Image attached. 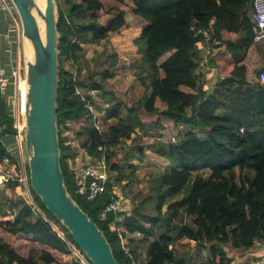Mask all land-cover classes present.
Returning a JSON list of instances; mask_svg holds the SVG:
<instances>
[{"label": "trees", "instance_id": "trees-1", "mask_svg": "<svg viewBox=\"0 0 264 264\" xmlns=\"http://www.w3.org/2000/svg\"><path fill=\"white\" fill-rule=\"evenodd\" d=\"M56 1L60 164L69 193L106 235L118 261L190 264V258H178L172 245L195 241L198 251L207 252L195 264H230L228 248L245 250L264 244V85L253 81L264 65V41L254 40L253 0H116L131 4L146 23L131 46L125 42L115 47L121 55L139 56L137 75L149 89L131 104L110 99L107 84L115 74L110 68L99 71L91 66L97 51L92 59L85 56L95 45L114 43L119 35L122 40L128 37L124 10L112 7V17L103 24L99 12L104 3L100 0ZM7 20L2 18V29L12 35ZM193 25L209 31L212 48L228 57L225 75L212 69V78L208 77L202 65L207 41L203 33L192 30ZM0 57V78H8L0 84V164L8 158L5 169L17 179H9L0 189V230L41 245L40 258L46 264H83L80 253L86 258L85 254L32 187L37 205L75 245L81 259L23 194H7V189L14 191L21 184L12 101L15 57L5 52ZM160 103L166 108L161 110ZM96 110L104 112L107 120H115L107 132L100 126ZM143 111L153 118L143 120ZM165 121L177 128L184 125L171 142L159 140L167 128ZM75 125V134L86 136L80 144L70 133ZM137 129L154 141L145 146L139 138H132ZM146 147L170 166L152 174L150 195L117 223L126 231L119 233L110 227L114 214L103 219L101 212L108 203L122 199L118 190L125 187V179H138L139 166L132 162H143ZM104 155L112 176L106 191L89 201L78 193L71 163L87 156L100 162ZM148 205L153 206L152 213L145 211ZM186 216L192 218L191 223L185 221ZM162 227L166 233L158 239ZM155 229L157 236L148 240ZM128 233H140L143 238H130ZM17 246L0 235V264H37Z\"/></svg>", "mask_w": 264, "mask_h": 264}, {"label": "water", "instance_id": "water-1", "mask_svg": "<svg viewBox=\"0 0 264 264\" xmlns=\"http://www.w3.org/2000/svg\"><path fill=\"white\" fill-rule=\"evenodd\" d=\"M11 1L20 19L22 34L34 49V59L26 61L25 96L22 91L24 140L29 155L31 187L46 209L67 228L76 246L85 254L90 264H122L115 257L109 240L98 224L69 193L60 164L57 1L45 0L44 11L36 6L35 0ZM37 17L45 24L44 38ZM263 70L264 65H261L258 71ZM165 233L166 228L162 227L158 239Z\"/></svg>", "mask_w": 264, "mask_h": 264}, {"label": "rangeland", "instance_id": "rangeland-1", "mask_svg": "<svg viewBox=\"0 0 264 264\" xmlns=\"http://www.w3.org/2000/svg\"><path fill=\"white\" fill-rule=\"evenodd\" d=\"M102 1L104 3V8L99 12V19H100L101 23L106 24V23H108V21L112 17V12L110 11V9L112 7L121 8L125 3H120V2H117L115 0H102ZM129 11L132 12L131 7H130ZM107 14H109V15H107ZM14 16H15L16 20L6 16L5 13H2L3 19L8 18L7 22L10 20V23H8V25H9V28H12V35L13 34L15 35V37H13V36H12V38L10 37V40H11L10 44L12 45V48H13L12 49V53H13L12 55L14 57L16 56L15 61L18 62L20 64V67H21L20 73L17 75V77H16V75L11 76V78L14 80V83H15V90H14V96H13L12 101L14 104L15 125L19 128V131L16 135L17 142H18L17 148H18V153H19V162H21V158H24V160L26 161V165H27L29 155L26 151V146H25V142H24L25 115H24V110L22 108V91H23V96H25V86H24L25 76H24V74H25L26 60L24 58V54L26 51L24 50V46H25L24 44H25L26 38L22 34V26H21V22H20V19L18 17V14L16 13ZM128 25L129 26H137L140 29L143 26V23L137 22V21L134 22L132 19H128ZM261 44H263V43H261ZM80 45L84 46V42H80ZM15 49H16V54L14 53ZM95 50L97 51L98 55H96V57H95L96 62L92 63L91 66L93 67L95 65L96 70L101 71L102 69L111 68L110 67V61H112V62H114V64H113L114 68L112 70L109 69L111 72L113 70L117 69L116 66L117 67L118 66H124L125 69L128 71V74L125 76L126 88L124 86L120 87L119 84L113 85L117 90H119L117 92V94L119 96H115L114 98L110 97V99H118V100H121L122 102H126L127 104H131V102L138 100L140 97H142V95L148 93L149 89L146 86L142 85V83L140 82V79L138 78V75H137L138 63L137 62H131L130 61V63H127L125 56L124 55L121 56V54H119L118 51L115 50L114 46L111 44L110 41H107L106 43H104V45H100V46H96V47L93 46L92 48L86 50L85 56L89 59H92L91 57L93 56V52ZM205 50L206 51L208 50L207 46H206ZM211 50H212L211 52L213 55V53L216 52V49H211ZM125 55H128V54H125ZM205 55H206V52H205L204 56ZM135 56L136 55H133L131 57L133 59L137 60V58ZM202 64H204V63L202 62ZM226 66L227 65H223L221 67H223L226 70L227 69ZM119 69L120 68L118 67V70ZM220 72H222L221 69H220ZM123 74H124V72H123ZM218 74H219V71H218ZM222 74H224V73H222ZM6 79L8 80V78H6ZM20 81H21V83H20ZM127 86H129V87H127ZM142 87H144L145 89H142ZM135 89H138L137 92H133V90H135ZM120 92L123 94L121 95ZM114 94H116V93L114 92ZM102 100L104 101L103 98H102ZM103 101H101V106H103L105 104ZM159 106L161 107L160 108L161 110L166 108L164 106V104L161 105V103L159 104ZM94 113L100 121V126L102 128H105V132H107L108 127L112 123H114L115 120L114 119H108L107 120L105 118L104 112H100V111L96 110ZM142 118H143V120L148 122L153 117H149V115L143 111ZM165 123H166L167 128L162 131V137L159 140L162 142H171L172 139H176V136L178 134V130L184 129L183 128L184 125H181L179 128H177L172 122L169 123V122L165 121ZM77 128H78V125L73 126L70 129V133H71V135L76 136L75 142L80 144L83 140L86 139V136L76 135L75 131L77 130ZM149 135L138 130L137 133H134L132 135V138H139L140 143L146 144L145 146H147V145H149V143L154 141V138L151 135L150 136ZM130 142L131 141H128V143H130ZM83 150L86 151V148ZM145 153L146 154H145V157L143 159V162H139L136 159L132 162L133 165L139 166L138 170L140 173H139L138 179L131 181V182H129L125 179L122 183V184H126L125 187H123V189H121V190H118L119 193H122L123 197H128L130 200H132V199L137 200L135 202V204L141 203L145 199L146 195H150L151 191H150L149 177H153L152 174H154L155 172L164 170V169L168 168V166H170V163L165 158H163L162 156H159V154L155 153L149 147L145 148ZM122 154L123 153H121L119 158L122 156ZM8 162H9V159L6 158V159H4V164H0V189L4 187L5 182L11 177V175L14 176L13 173L10 174L8 172V170L5 169V166ZM19 167L21 168L20 163H19ZM202 174H204L206 176L205 171H203ZM15 180H17V179H15ZM7 194L10 197L11 196L13 197V196L25 194V192H24V189L21 188V184H20V185H17L16 191L15 190L13 191L11 189H7ZM33 208H34V206H33ZM152 208H153L152 205H148L145 207V211L148 213H152ZM165 208H166V206L164 207V209ZM35 210L37 213L39 212V209L36 206H35ZM129 211H131V207H129ZM185 221L191 223L192 218L186 216ZM54 226H57V225L54 224ZM110 226H111V223H110ZM62 233L63 232H61V235H63ZM157 234H158V230H155L154 234L151 236L152 239L155 238L157 236ZM128 235L130 236V238H135L138 240H141L143 238L142 234H140V233H135V234L128 233ZM194 244L195 243H193V242H189V243L177 242V243H175L174 244V250H175L178 258H190V253H191V250L194 248ZM73 252L77 255V253L74 250H73ZM80 254L84 257V255L82 253H80ZM198 256H199V253H198ZM84 259H86V258L84 257ZM81 261L83 264H89L87 260H85L86 263H84L82 259H81Z\"/></svg>", "mask_w": 264, "mask_h": 264}, {"label": "built area", "instance_id": "built-area-1", "mask_svg": "<svg viewBox=\"0 0 264 264\" xmlns=\"http://www.w3.org/2000/svg\"><path fill=\"white\" fill-rule=\"evenodd\" d=\"M253 6H254L253 7L254 40L255 42L261 43L264 41V0H253ZM2 13H5L6 16L16 20L14 15L17 13V11L15 5L11 0H0V37L2 36V31H1ZM192 30H194L196 34H200V33L204 34V38L207 41L206 46L208 47V50L207 51L205 50L206 55L204 56V59L202 61L204 64L202 65L207 66V68L209 69L210 59L212 57L211 49H214L212 48V45L209 42L210 32L198 28L195 25L192 26ZM124 56L125 59L127 60V63H130V61L136 62V59H133L131 57L132 55H124ZM14 64L15 65L13 67L14 70L12 72V75L13 76L16 75L17 77V75L20 73L21 67L20 64L15 61V58H14ZM4 80L7 79L0 78V84ZM253 81L264 85V71H260L259 74L253 78ZM78 93H80V91ZM17 130L19 131V128ZM19 163L21 165V168H20L18 180L21 182V188L24 189L25 194L23 195L27 198L29 203L32 206H34V209L35 206L39 209L38 213L41 214L52 225V227L58 231L60 236H62L71 246V248L74 250L73 247H75V245L66 239L64 233H62L63 235H61L62 231L59 230L58 226H54L53 222L48 219V217L44 214L42 209L37 205L31 193L30 177H29V172L27 171L26 161L24 160V158H21V162ZM71 166L75 173V183L80 196L85 197L89 201H92L106 191L107 184L110 180V177L112 176V171L110 166L106 162L105 155L103 156V159L100 162H96L94 157L87 156L86 159L83 161L78 160L75 165H72L71 163ZM9 173L12 174L11 172ZM11 178L15 179L13 175H11L9 179ZM129 212H130L129 206L125 204L123 199H120L118 201H112L108 203L104 208V210L101 212V217L104 219L110 213H113L115 217L114 220L111 221L110 227H112L114 230L116 229L119 233H122L125 232V228L123 226L119 228L117 223L118 222L121 223L124 220L125 216L129 214ZM230 264H264V254L258 258H255L253 261L249 263H243L235 258H232Z\"/></svg>", "mask_w": 264, "mask_h": 264}, {"label": "crops", "instance_id": "crops-1", "mask_svg": "<svg viewBox=\"0 0 264 264\" xmlns=\"http://www.w3.org/2000/svg\"><path fill=\"white\" fill-rule=\"evenodd\" d=\"M100 1H102V0H100ZM130 7H131L132 12L129 11ZM132 8L133 7L131 6V4H128V3L127 4H124L121 7V9L124 10V13H125V19H126V22H127V26H129L128 25V19H132L134 22L135 21L142 22L143 25H145L146 24L145 21L141 20L133 12V9ZM107 15H109V14H107ZM129 29H130L129 30L130 31L129 32V35H128V37H126L125 40H122V36L119 35L116 38V42H114V43L111 42V44L114 46V48L116 47V43L118 44V43H125L126 42V43H128V46H131L133 44L135 38L138 36V34L140 32V29L137 26H129ZM1 31H2V36L0 37V56L3 54V52H5L7 55L10 56V55L13 54L12 53V49L13 48H12V45L10 44L11 43L10 37L11 38H12V36L15 37V35L14 34L11 35V32L10 33L9 32L7 33V31H3L2 24H1ZM94 47H96V45ZM214 49H216V48H214ZM14 53L16 54V49H15V52ZM121 56H123V55H121ZM94 57H95V55L93 53V56L91 58H94ZM135 57L137 58L136 62L138 63L139 56H135ZM212 58H215V59H213L212 61H210L209 69L207 68V66H204L205 67V71L208 74V77L209 78H212L211 75L213 73H211V72L215 71V70H212V69H217L219 71V74L222 75V76L225 75L228 72V69H229V64H228V61H227V58L228 57L226 55H224V53L221 52L220 49H216V52L213 53ZM12 62L14 64V60L13 59H12ZM113 64H114V62L110 61V67H111L110 69L111 70L114 68ZM223 65H227L226 66V68H227L226 70L223 67H221ZM118 67L120 68L119 70H118ZM118 67L116 66L117 69L113 70L114 72L112 71L115 74V76L113 78L109 79L108 80V84H107V89L110 92L109 93V96L111 98H114L115 96H119L117 94V92L119 90H117L113 85L119 84L120 87H123L124 86L126 88L125 76L128 74V71L125 69L124 66H118ZM220 69L222 70V72H220ZM218 71H216V72H218ZM0 72H1V60H0ZM123 72H124V74H123ZM222 73H224V74H222ZM21 81H20V83H21ZM140 82H141V80H140ZM127 87H129V86H127ZM142 89H145V88L142 87ZM137 90L138 89H135V90H133V92H137ZM114 92L117 95L114 94ZM148 93H149V90H148ZM122 94L123 93H121V95ZM149 183H150V177H149ZM121 198L124 200L125 204L127 206H129V207H132L135 204V202L137 201V200H134V199L130 200L128 197H123V196H121ZM139 204L140 203L135 204V205H139ZM155 230H157V229H155ZM0 235L4 236L5 239L7 241H9V242H15V244L18 245L17 248L19 250L21 249V250L25 251L26 253H28L29 255L33 256L37 264H46V263L42 262V260L40 258L41 254H42L41 252L43 250V247L41 245H39V244H32L33 242H31V241L22 239V238H20L18 236H12V235H10L8 233H5V232H3L1 230H0ZM148 240H152V237L149 238ZM191 242L195 243V241H191ZM172 247H174V244L172 245ZM141 248H140V250H141ZM228 249H229V252H230V256L232 258H235V259H237V260H239L240 262H243V263H249V262L253 261L255 258H258V257H260L261 255L264 254V244H260L258 247L253 248V249H245V250H242V249H237V248H233V247H230ZM198 253H199V256H198ZM203 255H207V252L204 251L203 254H202L201 251H198L197 248L194 247L191 250V253H190V262H191L190 264H195V263H198V262L202 261L203 260ZM65 259H67V258H65ZM50 264H61V263L54 262V263H50Z\"/></svg>", "mask_w": 264, "mask_h": 264}, {"label": "bare ground", "instance_id": "bare-ground-1", "mask_svg": "<svg viewBox=\"0 0 264 264\" xmlns=\"http://www.w3.org/2000/svg\"><path fill=\"white\" fill-rule=\"evenodd\" d=\"M35 3H36V6L38 8H40L41 10L44 11V7H45V0H35ZM34 12L36 13V10H34ZM38 19V22H39V27H40V31H41V34L44 38V34H45V24H44V21L40 18V17H37ZM24 50L26 51L25 54H24V58L26 61L28 60H33L34 59V49H33V46L31 44V42L29 40L26 39L25 41V44H24ZM24 86H25V83H24ZM27 87H25V95H26V89ZM75 250V249H74ZM76 251V250H75ZM77 253V252H76ZM83 261L85 262V259L82 257ZM86 263V262H85Z\"/></svg>", "mask_w": 264, "mask_h": 264}]
</instances>
